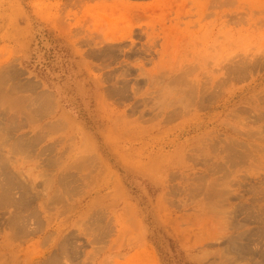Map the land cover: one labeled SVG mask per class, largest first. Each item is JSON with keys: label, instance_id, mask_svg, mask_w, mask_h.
Returning a JSON list of instances; mask_svg holds the SVG:
<instances>
[{"label": "rangeland", "instance_id": "374dc122", "mask_svg": "<svg viewBox=\"0 0 264 264\" xmlns=\"http://www.w3.org/2000/svg\"><path fill=\"white\" fill-rule=\"evenodd\" d=\"M0 264H264V0H0Z\"/></svg>", "mask_w": 264, "mask_h": 264}, {"label": "bare ground", "instance_id": "6f19581e", "mask_svg": "<svg viewBox=\"0 0 264 264\" xmlns=\"http://www.w3.org/2000/svg\"><path fill=\"white\" fill-rule=\"evenodd\" d=\"M178 103V102H177Z\"/></svg>", "mask_w": 264, "mask_h": 264}]
</instances>
